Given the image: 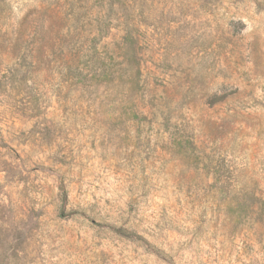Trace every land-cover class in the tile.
Returning a JSON list of instances; mask_svg holds the SVG:
<instances>
[{
    "label": "rangeland",
    "instance_id": "1",
    "mask_svg": "<svg viewBox=\"0 0 264 264\" xmlns=\"http://www.w3.org/2000/svg\"><path fill=\"white\" fill-rule=\"evenodd\" d=\"M0 264H264V0H0Z\"/></svg>",
    "mask_w": 264,
    "mask_h": 264
}]
</instances>
